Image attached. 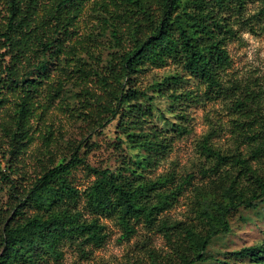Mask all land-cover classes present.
I'll return each mask as SVG.
<instances>
[{"label": "rangeland", "instance_id": "rangeland-1", "mask_svg": "<svg viewBox=\"0 0 264 264\" xmlns=\"http://www.w3.org/2000/svg\"><path fill=\"white\" fill-rule=\"evenodd\" d=\"M145 3L146 15L128 0H86L69 26L71 34L64 50L53 59L33 49L26 57L11 59L0 36V75L4 76L5 67L16 62L24 79L41 82L27 135L22 139L18 134L19 142L11 135L20 133L14 118L19 93L7 89L2 93L0 165L7 178L0 174V251L2 229L12 220L16 208L24 210V216L34 214L35 209L23 199L36 180L45 169L70 159L78 146L79 154L91 167L110 169L136 183L172 175L175 178L170 188L178 184L182 188L172 206L158 215L155 225L140 220L136 233L127 239L117 218L101 216L108 234L102 246L67 243L62 246L60 260L49 259L43 264H181L178 251H184V243L177 230L201 227L197 210L202 194L219 198L221 193L219 175L211 170L215 158L202 147L205 139L224 155L246 157L264 177V151L260 156L255 153L256 148H264V0L234 2L224 14L232 31L226 41L231 63L222 72V93L207 92L206 84L186 73L179 59H169L159 66L146 65L125 78L123 84L147 92L148 97L133 100V112L127 109L122 117L102 127L111 116L109 108L117 106L110 90L122 88L116 79L121 56L133 48L136 38L150 31V19L160 15V0ZM9 5V0H0V33L7 29ZM50 6V0H39L36 6L33 26L38 27L40 36L53 31L46 12ZM172 75L182 80L160 92L158 83ZM188 91L192 97L171 101L173 92ZM242 98L247 102L245 109L234 103ZM139 107L142 110L137 111ZM130 132L137 133L135 143L129 138ZM144 134L168 146L159 152L146 150L137 144ZM221 168V174L238 176L237 168ZM69 179L84 192L95 173L80 165L72 169ZM228 183L229 179L223 184ZM242 183L251 186L250 179L243 178ZM84 204L82 197L79 207L84 208ZM86 216L92 218L88 212ZM163 221L177 226L176 230L166 234L160 225ZM229 221L231 231L216 236L208 246L209 259L195 264L233 262L230 252L264 242V197L255 208L241 206L234 210Z\"/></svg>", "mask_w": 264, "mask_h": 264}, {"label": "trees", "instance_id": "trees-1", "mask_svg": "<svg viewBox=\"0 0 264 264\" xmlns=\"http://www.w3.org/2000/svg\"><path fill=\"white\" fill-rule=\"evenodd\" d=\"M7 29L0 33L7 54L11 59L26 57L33 49L50 59L55 58L65 48V41L71 34L69 28L72 20L78 16L86 0H50L47 17L51 21L49 28L53 31L47 36H40L38 27L33 26L34 14L39 0H9ZM136 4L138 10L148 14L145 0H128ZM242 0H160V15L151 18L150 31L145 36L136 38L133 48L121 56L120 68L116 79L122 85L121 90H110L117 102L115 109L109 108L111 116L107 117L102 127L105 128L127 109L134 111L133 100L148 97L147 92L127 88L125 78L139 73L146 65H164L169 59H179L183 70L206 84L207 92L222 93V72L230 66L231 59L226 48L228 34L232 28L225 20V12L232 9V4ZM141 27L139 23L137 25ZM182 77L172 75L158 83L163 92L166 85L178 83ZM40 81L24 79L19 67H5V75H0V105L4 103V90L19 93L20 102L15 109V123L19 131L11 135L19 142L18 134L27 135L30 118L34 110V100L40 90ZM192 92H173V103L192 97ZM244 98L234 103L245 109ZM142 110L141 107L137 111ZM138 122L139 120H135ZM182 130V126L179 125ZM136 132H130L129 138L136 142ZM256 137L254 133L253 139ZM250 138V136H248ZM138 145L146 150L159 152L168 145L157 137L144 134ZM13 147H15L12 144ZM203 149L215 158L211 170L219 175L221 193L202 194V204L197 210L201 227L186 226L177 230L182 237L184 251L179 252L181 264H195L209 259L207 248L213 238L231 231L229 217L241 206L255 208L264 197V177L254 169L249 160L241 155H224L208 139L203 142ZM78 146L70 159L52 168L45 169L36 180L25 198L26 204L35 209L34 214L24 216V210L16 208L12 220H9L1 232L0 264H43L49 259L60 260L63 257L62 246L76 244L78 247L91 244L102 246L108 234L100 217H115L123 229L124 238H131L137 231L136 223L143 220L155 225L158 215L168 209L182 188L178 184L170 188L174 176L159 177L148 182H133L110 169H99L86 164L79 154ZM264 151L263 146L255 149L257 156ZM86 165L95 173V179L84 192L69 179L73 168ZM223 165L238 169V176L221 174ZM0 174L7 178L0 165ZM226 177V178H225ZM243 178L250 179L251 186L244 187ZM229 179L228 184H223ZM85 198L84 208L79 207L80 199ZM92 218L86 216V212ZM166 234H172L177 226L161 222ZM173 229V230H172ZM234 261H222V264H264V242L243 246L230 252Z\"/></svg>", "mask_w": 264, "mask_h": 264}]
</instances>
